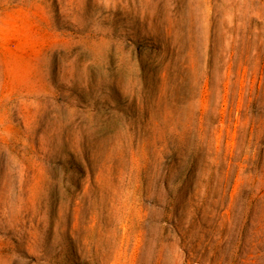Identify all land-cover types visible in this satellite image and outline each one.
Segmentation results:
<instances>
[{
  "label": "rangeland",
  "instance_id": "obj_1",
  "mask_svg": "<svg viewBox=\"0 0 264 264\" xmlns=\"http://www.w3.org/2000/svg\"><path fill=\"white\" fill-rule=\"evenodd\" d=\"M0 264H264V0H0Z\"/></svg>",
  "mask_w": 264,
  "mask_h": 264
}]
</instances>
